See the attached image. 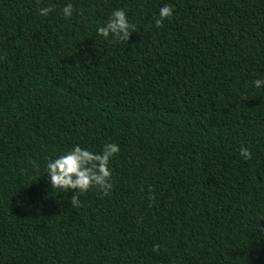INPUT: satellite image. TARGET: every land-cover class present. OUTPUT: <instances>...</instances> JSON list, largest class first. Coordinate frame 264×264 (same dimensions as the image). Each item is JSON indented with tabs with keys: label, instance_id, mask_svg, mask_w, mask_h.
Returning <instances> with one entry per match:
<instances>
[{
	"label": "trees",
	"instance_id": "16d2710c",
	"mask_svg": "<svg viewBox=\"0 0 264 264\" xmlns=\"http://www.w3.org/2000/svg\"><path fill=\"white\" fill-rule=\"evenodd\" d=\"M116 9L127 42L96 34ZM260 78L264 0H0V264H264ZM105 143L109 195L50 189Z\"/></svg>",
	"mask_w": 264,
	"mask_h": 264
},
{
	"label": "clouds",
	"instance_id": "9594fccd",
	"mask_svg": "<svg viewBox=\"0 0 264 264\" xmlns=\"http://www.w3.org/2000/svg\"><path fill=\"white\" fill-rule=\"evenodd\" d=\"M52 11H54V6L49 5L39 8L38 15L44 17ZM73 13L74 8L71 3H66L60 8V14L65 19H70ZM172 14L173 6L165 3L159 8L153 26L160 28L162 22ZM134 29L135 25L129 24L124 10L116 9L112 11L109 19L102 26L96 28V34L106 41L111 37L110 42H127ZM252 86L257 89L262 88L264 78L253 80ZM118 151L119 146L115 143H105L98 153L74 145L62 155L46 160L44 174L47 176L50 189L64 193L76 190L77 194H83L89 189L95 188L102 196L109 195L113 187L109 161ZM239 155L245 161L252 158L246 147L240 149ZM70 204L73 209L81 206L77 195H73ZM155 250L156 246L153 247V251Z\"/></svg>",
	"mask_w": 264,
	"mask_h": 264
}]
</instances>
